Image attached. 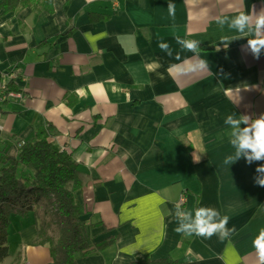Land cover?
Wrapping results in <instances>:
<instances>
[{
  "label": "crops",
  "instance_id": "1",
  "mask_svg": "<svg viewBox=\"0 0 264 264\" xmlns=\"http://www.w3.org/2000/svg\"><path fill=\"white\" fill-rule=\"evenodd\" d=\"M262 9L264 0L0 7V83L20 93L0 102V151L15 155L18 142L48 127L49 140L89 176L76 194L85 239L90 245L115 239L75 264H131L137 256L260 264L254 242L264 229V187L253 176L264 161L227 167L223 160L234 152L225 118L264 114V50L258 59L244 51L253 37L221 28L216 17ZM176 36L199 41L198 53L181 49ZM160 42L170 45L171 56ZM198 60L208 68H198ZM177 204L193 215L214 208L235 232L223 241L184 237L175 232ZM35 211L11 215L15 248L8 235L9 255L0 264H52L48 246L37 244Z\"/></svg>",
  "mask_w": 264,
  "mask_h": 264
},
{
  "label": "trees",
  "instance_id": "2",
  "mask_svg": "<svg viewBox=\"0 0 264 264\" xmlns=\"http://www.w3.org/2000/svg\"><path fill=\"white\" fill-rule=\"evenodd\" d=\"M0 7L5 11L23 7L50 9L51 0H0ZM49 136V128H42L34 137L18 142L15 155L5 149L0 151V263L9 255L11 215L23 217L40 203L44 204V209L41 222L38 219L37 244L48 246L52 264H75L77 257L100 251L115 240L109 237L90 245L85 239L84 208L76 194L89 176L72 155L50 141ZM131 264L177 262L170 259L152 261L146 256H137Z\"/></svg>",
  "mask_w": 264,
  "mask_h": 264
},
{
  "label": "clouds",
  "instance_id": "3",
  "mask_svg": "<svg viewBox=\"0 0 264 264\" xmlns=\"http://www.w3.org/2000/svg\"><path fill=\"white\" fill-rule=\"evenodd\" d=\"M169 14L175 16V5L168 4ZM216 23L221 28L227 25L229 30H235L237 33H248L253 37L247 39V44L242 45V49L250 52L255 58H259L262 50H264V9L259 13L253 11L248 14L244 11H238V14L232 18L227 16L216 17ZM89 33H84L87 39ZM237 40V38H231ZM176 43L181 46V49L188 50L194 53L199 51V41L183 39L179 36L175 37ZM228 37L222 38V43L228 42ZM158 47L166 52L169 56L172 55L170 45L165 42H160ZM179 59V54H177ZM197 67L207 69L208 64L205 60H198ZM225 125L230 129L229 143L234 149L232 154L227 155L223 160V165L229 167L238 160L243 159L246 164L252 165L254 162L264 161V114L257 118H252L248 115L240 116L239 119L233 115H228L224 121ZM244 127H241V125ZM201 156L193 154L194 162H199ZM253 184L255 186L264 187V163H258L253 176ZM175 217L177 219V227L175 232L184 237H204L211 238L213 235H218L223 241L235 232V228L227 227L229 217L221 215V213L209 207H200L195 210V213L181 209L180 205H176ZM258 250L260 264H264V229L261 230L260 236L254 242Z\"/></svg>",
  "mask_w": 264,
  "mask_h": 264
},
{
  "label": "rangeland",
  "instance_id": "4",
  "mask_svg": "<svg viewBox=\"0 0 264 264\" xmlns=\"http://www.w3.org/2000/svg\"><path fill=\"white\" fill-rule=\"evenodd\" d=\"M43 209H44V204L43 203H40L38 205V207H37V214H38L39 222H41V219L43 218ZM18 219H20V218H18ZM13 222L9 226V234H8L9 235V241H11V244L10 245H11V248L12 249L15 248L14 236L16 234V232H15L16 224L13 223ZM48 233L51 234V229H49ZM8 262H9V260H8Z\"/></svg>",
  "mask_w": 264,
  "mask_h": 264
},
{
  "label": "built area",
  "instance_id": "5",
  "mask_svg": "<svg viewBox=\"0 0 264 264\" xmlns=\"http://www.w3.org/2000/svg\"><path fill=\"white\" fill-rule=\"evenodd\" d=\"M19 97H20V93L9 90V88L6 85L0 83V102L13 98H19ZM0 118H1V113H0Z\"/></svg>",
  "mask_w": 264,
  "mask_h": 264
}]
</instances>
